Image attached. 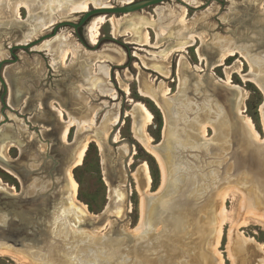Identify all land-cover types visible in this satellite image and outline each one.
Instances as JSON below:
<instances>
[{"label":"rangeland","instance_id":"1","mask_svg":"<svg viewBox=\"0 0 264 264\" xmlns=\"http://www.w3.org/2000/svg\"><path fill=\"white\" fill-rule=\"evenodd\" d=\"M245 4L253 6L257 17H263L259 22L264 27V0H199L196 5L188 4L184 0H166L165 3L157 6L171 9L177 6L186 8L187 19L185 23L195 25L194 35L205 37L204 41L200 38L195 39L194 43L185 52L168 55V62L165 67L168 73L167 76L147 67L145 61L151 63L159 61L162 54L169 50V45L175 40L168 38L157 45L156 34L151 28L149 29L151 45L139 46L129 41L130 35L128 33L113 37L111 25L105 23L100 27L99 39L94 44L89 27L95 17L78 30L79 36L85 42L86 47L78 40L74 28L67 26L59 29L56 37L62 33L71 34L76 43L88 54L111 50L122 57L123 60L117 64L110 60L95 61V66L92 67V74H95L101 65L109 68L108 83L106 85H111L115 96L107 95L96 87L91 88L87 82H76L74 80L76 75L73 70L75 64L72 55L67 56L64 63L60 64V68L56 69L53 65L52 56L44 50H37L44 42L54 39L50 38L39 42L45 35L54 34L57 24L67 20L78 24L84 12L76 13L70 19L56 20L54 25L34 39L27 40L25 44L19 41L22 37L16 33L9 36H0V62L14 59L9 52L11 47L15 45L27 46L26 49L15 50L14 52L18 57L17 62L6 64L4 67L2 75L6 88L0 82V133L3 130L2 133H13L16 137L21 138L23 135L20 136V133L23 132L27 140L26 144L24 142L23 152H21L19 146L11 145L7 155L13 164L30 171L29 174L26 173L27 177L24 179L23 186L20 178L12 175L0 165V180L8 187L6 189L9 190V187H13L14 193L17 192L21 195L24 187L29 188L32 184H35L34 187H37L38 191L36 190L29 197L39 194L52 196L56 192L58 186L54 175L61 161L56 151L57 142L48 135L51 129L49 119L52 120L51 118L58 109L63 110L65 113V118L63 116L62 119H59L60 121L63 119L69 121L70 118L79 117L71 115L76 106V104L73 105L70 99L69 90L72 87L77 88V98L82 101V104L92 109V111H97V115L93 120V127L82 126V128H79L77 125L72 127L67 137L66 146L76 141L77 134H81L84 138L89 132L91 133L99 127L110 109L118 108L119 110V120L109 126L110 132L105 152L110 153L111 156H107L95 142L91 141L92 143H89L82 164L72 169V175L77 184L76 200L86 207L90 215L95 217L93 225L85 227L87 230L84 234H81L76 226L70 224L73 232L68 235L69 247L71 251H75V255L93 257L95 264L106 263L111 250L104 251L95 245L100 243L104 249L108 248V244L113 242L112 239L117 237L109 239L105 236L121 230L122 235L128 234V241H126L128 243L126 247L128 248L122 252V255L126 254V257L122 258L119 264H264V220L246 214L249 210L247 207L244 209L241 202L244 196L250 198L253 201V211L264 214V179L256 177L253 172L248 170V167H243L242 172H237L234 155L236 154L235 150L238 148V139L230 135L232 131L230 129L231 123L233 121L239 122V118L245 116L253 121L262 139L261 144H264V124L261 115L264 94L253 83L246 81L243 77L252 72H255L259 77L260 75L263 76L262 67L255 61L256 58H259L258 54L255 55L249 51L254 43L250 39L243 40L244 37L241 38L239 31L241 22L244 20H239L236 16L241 14L240 7ZM112 6L118 7L121 4H119V0H110L109 7ZM93 8L95 7L91 6L88 10ZM154 10L155 7H150L133 14L147 13L156 20ZM21 15L23 20L26 21L28 14L24 9L21 10ZM112 16L124 17L121 15ZM106 17H111V15ZM205 44H213L211 46L218 49H221V47L222 49L240 48L241 52L246 55L242 57L240 54H235L226 60L223 65L209 68L207 61H202L198 54V49L201 50ZM239 45L244 47L242 48ZM252 48V50H255L254 46ZM37 59H40L43 63L42 77L36 82L25 75L21 80L24 81V87L18 86V91L21 89L20 92L23 93L22 100L14 105L12 102V89L15 87L7 79L6 72L14 68L22 69L27 66H36L35 61ZM181 61H183L184 71L182 75L183 83L180 89L179 69ZM141 78H146V81L154 90L159 89L161 86L168 89L167 94L164 96L165 104L180 97L191 103L192 111L188 112L189 115L184 116L180 128L184 129L187 124L189 132L186 129L185 134L187 136L189 133L188 135L192 138V141L195 140L193 142L203 145L206 142L215 141L217 127L223 133L227 132L226 137L221 138V143L226 144L225 149L227 152H224V154H222L223 150H219L208 155L206 151L198 149H192L189 153L191 160L199 163L198 168L201 169L199 170L201 174L199 171L195 172L198 177L197 181L181 197L188 196L191 201L192 208L190 211L196 227H193L194 224L189 220L191 216L188 217L187 213L172 212L171 216L164 218L166 212H164L165 207L163 208V206H166L169 197H174V190L182 186H177L176 177H179V184H185L186 177H174L175 183L170 184L168 191L161 196L164 192V187L161 186L163 185L161 168L156 159L146 151L135 135V131L142 128L141 122L137 123L138 126L135 124L139 116L136 103H142L146 106L154 117L153 121L147 126V132L152 138L153 145H157L163 140L165 117L155 103L140 94L139 81ZM206 78L211 80V82L209 81L211 86L208 89L207 83L202 82ZM228 80L231 82L228 83ZM126 88L129 89L128 93ZM232 89H236L240 93L239 98L236 97L235 99L233 95L231 96L234 93ZM236 102L238 106L240 104V109L243 110L241 115L238 114L237 107L235 108ZM119 122L120 124L117 125ZM203 128H206V130ZM192 129L194 130L192 131ZM114 135H116L115 138ZM195 144L192 143V145ZM143 164L148 165L152 177L151 185L148 191L146 190L148 193L146 199L154 197L153 206L156 207H154L153 213L150 214L149 228H153L152 231L154 232L151 235L150 244L139 242L138 240H142V236L136 238L137 240L134 239V236L136 237L140 231L133 232L137 227L139 229L140 225L138 226V224L141 221L142 195L140 184H142L141 169ZM182 164L176 162L174 168L177 171L182 169L183 172H186L185 168H181ZM202 170L204 173H202ZM108 180L111 184H108ZM232 189L239 193L234 192ZM226 191H230V193L228 192L227 199L223 200L222 195ZM116 193L124 194V198L120 197V201H118ZM62 199L64 212L71 214L72 217H74L73 213L82 216L77 207L78 202L74 201L71 195L62 192ZM184 202V198H179L180 205H184ZM223 202L227 211L224 225H221L220 211ZM239 202L242 204L241 206H239ZM4 215L0 213V217H4ZM160 217L163 219L159 220ZM242 221H246V223ZM61 226H64V224H61ZM221 226L223 227L221 228ZM164 227H167V231H164ZM220 228L222 233L218 241L217 232ZM159 230H163L162 234L167 238L165 241L164 239L161 241L162 246L159 242L161 238L159 240L157 238ZM168 230H171V232L167 233ZM231 236L232 238H230ZM166 241H168L167 245ZM168 246L169 248H167ZM7 250L21 255L15 248ZM91 251H94V253ZM97 253L100 254V257ZM26 259L30 264H37L28 257ZM110 263L113 264L111 261ZM0 264L23 263L11 256L0 255ZM85 264H89V262Z\"/></svg>","mask_w":264,"mask_h":264},{"label":"bare ground","instance_id":"2","mask_svg":"<svg viewBox=\"0 0 264 264\" xmlns=\"http://www.w3.org/2000/svg\"><path fill=\"white\" fill-rule=\"evenodd\" d=\"M109 1L110 0H0V36H9L16 33L18 34V36L22 37L21 39H19V41L25 44L27 40L30 41L34 39L46 29L54 25L56 20L70 19L76 13H86L91 6H94L95 8H110ZM132 1L134 0H119V4L126 5L131 3ZM184 1L191 5H196L199 2V0ZM22 9H24L28 14V18L26 21H24L22 18ZM240 10L241 14H238L236 17H238L239 20H244L243 22H241V27L239 28L241 38L244 37L243 40L250 39V41L254 43L249 51L255 55L258 54L259 58H256L255 61L258 62L259 66L263 69V76L260 75L259 77L255 72H252L250 74L244 75L243 77L244 79H246V81L253 83L264 94V27L261 25L262 23L260 24L259 22V20L261 18L263 19V17L256 16L257 14L254 13L253 6L251 4H245L244 6L240 7ZM154 13L157 17L156 20L153 19L152 15L147 13L124 15V17L120 18L114 16L106 17L107 15H99V17H96L93 20L92 24L89 27L90 36L93 39V43H97L100 36V27L105 23H109L111 25L113 37H118L120 35L128 33L130 35L129 41L139 46L151 45V37L149 34L150 28L153 29L156 34L157 45H159V43H161L165 39H174L175 42H172L169 45V50L162 54V57L161 59H159V61H155L153 63H151L150 61H145L147 67H150L160 72L162 75L167 76L168 73L166 72L165 67L166 63L168 62V55L170 56V54L176 52H185V50L194 43L195 39L200 38L202 41H204L205 37H203V35H200V37L194 35L195 33L193 34V32H195V25L192 26V24L187 25L185 23V20L187 19V9L184 7L177 6L174 9H171L169 7H157L155 8ZM211 45L213 44H205L201 50L198 49L200 59L202 61L206 60L209 68H214L213 66L217 67L218 65H223L226 60H228L235 54H240L242 57H245L246 55L241 52L240 48L236 49L234 47H229L227 49H222L221 47V49H218L215 46ZM239 46L242 48L244 47L243 45ZM253 46L255 47V50H252ZM37 50H44L47 52V54L52 56L53 65L56 69L60 68V64L64 63L67 56L72 55L73 62L75 64L73 65V70L76 75L74 76V80L76 82H87L89 87H96L101 92L107 95L110 94L111 96H115V92L113 91L111 85H106V83H108L109 68L101 65L96 70L97 72L95 74H92V67L95 61L102 62L105 60H110L115 64L121 62L123 59L118 53L107 50L100 53L88 54L76 43L71 34L65 33H62L58 37L44 42ZM35 62L36 66H27L22 69L14 68L6 72L7 79L15 87L12 89V102L14 105H17L22 100L21 96L23 93L20 92L21 89H19L18 91V86L20 87L24 85V81H21L23 80V77L26 75L36 82H38L42 77L43 63L42 61H40V59H37ZM183 69L184 65L183 61H181L179 69L181 78L180 89L183 83ZM209 81L211 82V80L207 78L202 81L207 83V89L211 86ZM230 82L231 81L228 80V83ZM126 90L128 93L129 89L126 88ZM76 91L77 88L75 86L69 90V93L71 95L70 99L72 100L73 105L76 104L74 111L71 109L73 113L70 114L79 116L78 118L72 116L73 118H70L69 121H66L65 119L60 121L59 119H62L63 116L65 118V113L63 112V110L59 109L56 110L53 118H51L52 120L48 118L51 128L48 135L55 142H57L56 151L58 152L61 161L54 175V178L57 181L56 183L58 188L52 195L51 202L45 203L40 209L36 210L33 213H27L24 210H21L18 212L16 219H10L5 216L0 219V255L11 256L23 264H30L26 257L30 258L37 264H85L86 262H89V264H95L93 257L90 258V256L86 255L84 257L80 254L75 255V251H71V248L69 247L70 242L68 240V235L73 232L70 224L76 226V228L80 230V233L84 234L85 230H87L85 227H90L93 225L92 223H94V217L88 213L86 207L82 203H79L76 200L77 184L74 181L72 169L82 164V161L88 150L89 143L91 141L95 142L102 150V152H104L107 156H111L110 153L105 152L110 132L109 126L119 120V110L118 108L110 109V111L107 112L103 123H101L99 127L93 130L91 133H88V131H86L88 135L84 138L81 134H77L76 141L66 146L70 129L72 127H75L76 125L79 128H82V126L93 127V120L97 115V111H92V109L82 104V101L77 98ZM139 91L142 96L147 97L153 103H155L165 117L163 140L159 144L153 145L152 138L147 132V126L153 121L154 117L146 106H144L142 103H136V107L139 111V116L135 124L137 125V123L141 122L142 128L140 130H136L135 135L141 145L146 149V151L156 159L161 168V172L163 174V185L161 186L164 187V192L161 194V196L164 195L166 191H168V186L170 184L175 183L174 177H186L185 184H179V177H176L177 186H182L181 188L174 190V197H169L166 206H163V208L165 207L164 212H166L164 218L171 216L172 212H182V214L187 213L188 217L191 216L189 217V220L192 224H194L193 227H196L195 220L190 211L192 208L191 201L189 200L188 196L181 197V195L187 192L192 187V184L197 181L198 177L197 175H195V172L201 170L200 168H198L199 163L197 161L194 162L193 160H191V158L189 157V153L192 151V149H198L206 151L208 155L219 150H223L222 154H224V152H227L225 149L226 144L221 143V138H225L227 132L223 133L222 131H220V128L217 127L215 133V141H211L208 143L206 142L203 145L198 144L197 142H193L195 140L192 141V138L188 135L189 133L187 134V136L185 134L186 129L187 132H189L187 124L184 129L180 128V123L182 124V121H184V116L187 115L188 112L192 111L190 102H187L186 100L182 99V97H180L170 100V103L165 104L166 102H164V96L165 94H167L168 89L164 86H161L159 89L154 90L146 81V78L140 79ZM232 92L234 93H232L231 96L233 95L235 99L236 97H240V93L236 89H232ZM237 102L235 103V108L237 107V112L239 115H241V112L243 110L240 109L241 106L240 104L238 106ZM261 115L264 124V105L261 107ZM202 118L204 119V117ZM204 121L206 122L205 119ZM119 124L120 122L117 125ZM228 127L229 125L227 123V128ZM203 129L206 130V128ZM230 129L232 130L230 135L238 139V148L235 150L236 154L234 155V162L236 164V169L238 170L237 172H242L243 167H248V170H250V172H253L256 177L264 179V144H261L262 139L260 137V134L256 130L253 121L248 117L241 116L239 118V122L233 121V123H231ZM193 130L194 129H192V131ZM2 132L0 133V165L12 175L20 178V181L24 186V179L27 177V174L24 172V169H22V167L12 163L7 155V151L11 145H16L19 146L21 152H23L24 142L26 144L27 140L23 132L20 133V136L23 135V137L21 138L16 137L13 133L10 134L8 132ZM115 137L116 135H114V138ZM113 142L115 141L113 140ZM192 143L196 144L192 145ZM176 162L183 163L181 165V168H185V170L187 171L183 172L182 169H179L177 171L176 168H174V164ZM141 171L142 184H140V190L142 195V214L140 216L141 221L138 224V226L140 225V227L139 229L138 227L134 229L133 232L140 231V233L136 237L134 236V239H138L140 236H142V240L139 239L138 241H141L142 244H150L151 235L154 234V232L152 231L153 228H149V221L151 220L150 214L153 213V210L156 207L153 206L154 197H148L146 199V196L148 194L147 191L152 182V177L148 165L143 164ZM202 173H204L203 170ZM107 182L108 184H111L109 180ZM34 186L35 184H32L29 188L24 187L23 193L20 195L17 192L14 193L15 190L13 187H9V190L6 189L8 187L0 180V200H4V195L7 197L10 196L9 201L12 202L9 203L11 204L5 203L4 205H6L7 207L10 206L9 208H12L14 206L13 204H15L19 200L14 198L29 197V195L34 193L36 190L38 191V188ZM62 192L68 193L69 195H71L74 201L78 202L77 207L82 213V216L73 213L74 217H72L71 214H67L66 212H64ZM228 192L230 193V191H226L223 193V200L227 199L226 197L228 195ZM116 196V198L119 199L118 201H120V197L124 198V194L121 193H116ZM11 198H13V200H11ZM179 198L185 199L184 205H180ZM242 200L241 202L243 204V208L245 209L247 207L250 212H247L246 214H251V216L264 220L263 213L258 214L253 211V201L250 198L248 199V197L244 196ZM242 204H240L239 206H241ZM221 206L222 209L220 211V218L222 225L226 220L225 214L227 209L224 206V202L221 204ZM158 219L162 220L163 218L160 217ZM244 222L246 223V221ZM61 224H64V226H61ZM222 227L223 226H221V228ZM221 228L218 229L217 232L218 241L220 240L222 233ZM164 229V231H167V227H164ZM124 232L127 233L126 230H124ZM162 232L163 230H159V233L157 235L158 240L161 238L159 241L161 243L160 246L163 245L161 241L163 239L164 241L165 239H167L165 238V236H163ZM170 232L171 230H168L167 233ZM105 237L109 239L113 237L117 238L112 239L113 242L108 244V248L106 249H104L100 245V243L98 245H95L97 248H100L104 251L111 250L109 251L110 256L107 259V262L103 264H111L110 261L113 264H119L121 259L126 257V254L122 255V252L128 248L126 247L128 245V243L126 242L128 241V234L122 235V231L120 230V232H115L114 234H110ZM230 238H232V236ZM218 241L217 244L219 243ZM165 243L167 245L168 241H166ZM9 248H15L16 250H18V252L21 253V255L17 254L16 252L7 250ZM167 248H169V246ZM91 252L94 253V251ZM97 255L100 257L99 253H97Z\"/></svg>","mask_w":264,"mask_h":264},{"label":"water","instance_id":"3","mask_svg":"<svg viewBox=\"0 0 264 264\" xmlns=\"http://www.w3.org/2000/svg\"><path fill=\"white\" fill-rule=\"evenodd\" d=\"M166 0H137V1H132L129 4L126 5H121V6H112L110 8H93L92 10H88V12L82 14V19L81 21L77 24V23H73L72 21H63L60 22L59 24H57V26L54 29V34L52 35H45L39 42H42L44 40L50 39V38H55L58 34V30L63 28V27H72L74 28L77 38L78 40L86 47L85 42L82 40V38L79 36L78 30L85 26L90 20H92L93 18L99 16V15H128V14H133V13H137V12H141L143 10H146L147 8L150 7H157L163 3H165ZM27 46L26 45H15L13 47L10 48V55L14 57L13 60H2L0 62V82L2 83V85L6 88V84L4 82L3 79V69L6 66V64H14L17 62V55L15 54V50L18 49H26ZM3 101V99H2ZM4 102V101H3ZM120 122H121V117H120ZM22 169H24L22 167ZM24 172L29 174L30 171L24 169ZM10 196H5L3 197L4 200H0V213L1 214H5L4 216L10 219H16L18 212L21 210H24L27 213H33L36 210L40 209L45 203H50L52 200V196L51 195H36L33 197H19V198H14V199H19L15 204H13L14 206L12 208L7 207L6 205H4L5 203H9L12 201H9ZM11 200H13V198H11ZM11 204V203H9ZM16 209V210H15ZM3 217H0V219ZM95 218V217H94Z\"/></svg>","mask_w":264,"mask_h":264},{"label":"flooded vegetation","instance_id":"4","mask_svg":"<svg viewBox=\"0 0 264 264\" xmlns=\"http://www.w3.org/2000/svg\"><path fill=\"white\" fill-rule=\"evenodd\" d=\"M84 27V26H83Z\"/></svg>","mask_w":264,"mask_h":264}]
</instances>
